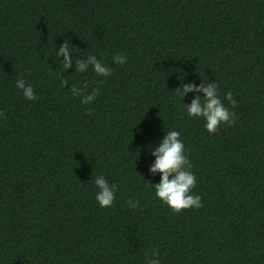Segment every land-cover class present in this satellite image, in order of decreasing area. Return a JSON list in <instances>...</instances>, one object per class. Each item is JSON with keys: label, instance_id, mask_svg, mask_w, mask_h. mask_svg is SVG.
Returning a JSON list of instances; mask_svg holds the SVG:
<instances>
[{"label": "trees", "instance_id": "16d2710c", "mask_svg": "<svg viewBox=\"0 0 264 264\" xmlns=\"http://www.w3.org/2000/svg\"><path fill=\"white\" fill-rule=\"evenodd\" d=\"M90 56L112 75L78 74ZM84 80L100 90L90 104L72 96ZM208 82L238 101L214 135L186 114L197 93L176 94ZM0 112V264H147L150 250L161 264H264V0H0ZM171 130L203 204L180 214L150 186ZM98 175L117 186L112 207L96 202Z\"/></svg>", "mask_w": 264, "mask_h": 264}, {"label": "clouds", "instance_id": "9594fccd", "mask_svg": "<svg viewBox=\"0 0 264 264\" xmlns=\"http://www.w3.org/2000/svg\"><path fill=\"white\" fill-rule=\"evenodd\" d=\"M73 52L74 49L70 47L69 43H65L59 48L57 56L64 57L61 61L64 70L71 68L73 65ZM112 59L121 66L127 64L128 61L126 54L119 53L114 54ZM76 63L78 74L86 72L89 65L92 66L98 77L108 78L113 72L111 67L106 66L95 56H90L86 62L76 60ZM66 83L67 81H62V84ZM82 85V90H77L74 86L72 96L80 97L82 104H90L96 100L100 90L94 88L92 94L88 95V81L84 80ZM15 86L22 91L25 100L32 101L36 99L34 88L24 78L17 79ZM219 87L216 82H208L206 87L203 84L198 86L191 83L185 84L182 90L178 89L176 91V94L182 100L190 92L197 93L190 105L184 104V109L189 119H202L204 128L213 135L216 134L221 125L231 126L235 123V113L226 107L225 102L231 105L232 108L237 107L238 104L231 91L222 94ZM199 93H203V97ZM3 116L4 113L0 112V117ZM151 155L155 156V161L149 171L152 174L159 173L161 177L160 182L155 186L150 185L154 189V198L158 199L162 205L170 208L174 214H180L185 209L201 208L203 206L202 196L193 192L198 183L197 176L192 170V164L184 141L181 139V133L176 130L168 131L159 146L151 152ZM95 186L97 188L95 199L98 205L101 208L112 207L116 200L117 186L110 184L104 175L96 176ZM139 204V200H128V207L133 210L137 209ZM147 264H161L157 251L150 250Z\"/></svg>", "mask_w": 264, "mask_h": 264}]
</instances>
